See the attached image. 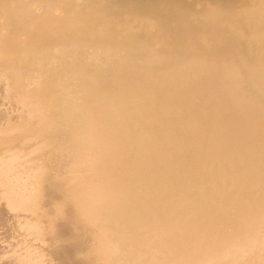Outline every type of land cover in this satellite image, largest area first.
Returning a JSON list of instances; mask_svg holds the SVG:
<instances>
[{
  "label": "bare ground",
  "instance_id": "obj_1",
  "mask_svg": "<svg viewBox=\"0 0 264 264\" xmlns=\"http://www.w3.org/2000/svg\"><path fill=\"white\" fill-rule=\"evenodd\" d=\"M23 1L0 264H264V0Z\"/></svg>",
  "mask_w": 264,
  "mask_h": 264
},
{
  "label": "rangeland",
  "instance_id": "obj_2",
  "mask_svg": "<svg viewBox=\"0 0 264 264\" xmlns=\"http://www.w3.org/2000/svg\"><path fill=\"white\" fill-rule=\"evenodd\" d=\"M24 1H25V0H24ZM24 1H23V2H24ZM26 1H27V0H26ZM18 3H19V0H18ZM28 4H29V3H28ZM157 4H158L157 6H160V3H157ZM18 6H21V5H18ZM32 6H33V5H32ZM36 7L39 8V6H36ZM36 7H35V9H34L35 12H37V11H36V9H37ZM32 9H33V8H32ZM32 9H29V11H32ZM19 10H20V11H19ZM19 10H18V14H16L15 19H19V16H21V17H20V19H21V18L23 17V15L26 13L25 11L22 12L21 9H19ZM39 10H40V9H39ZM160 10H161V8H160ZM34 11H32V12L34 13ZM40 11H41V10H40ZM50 11H51V10H50ZM20 12H22V13H24V14L21 15L22 13H20ZM38 12H39V11H38ZM41 12H42V11H41ZM44 12H45V11H44ZM44 12H43V15H44V16H46V15L48 16V17L46 16V17H44V18H47V19H45V20H48V19L50 18L51 15L49 16V14L44 13ZM19 13H20V14H19ZM39 13H40V12H39ZM39 13H37V14H39ZM48 13H49V12H48ZM51 13H52V12H51ZM51 13H50V14H51ZM40 15H41V14H40ZM185 15L188 16V13H185ZM41 16H42V15H41ZM249 18H250V17H249ZM247 20L249 21V19H247ZM250 20H251V19H250ZM45 22H46V21H45ZM250 23H251V21H250ZM263 23H264V22H261V20H257L256 22L252 23L251 25H249V23L247 22V25L251 27V28H249V30L251 29V31H253V30L255 31V29H256L258 26H260V25H261V26H264ZM20 25H21V24H20ZM78 25H79V26H78ZM75 26H76V25H75ZM77 26L80 27V24L78 23ZM76 29H77V27H76ZM78 29H80V28H78ZM90 29H91V28H90ZM92 29H93V28H92ZM92 29H91V30H92ZM72 31H73V30H72ZM74 31H76V30L74 29ZM74 31H73L72 33H74ZM88 31H89V30H88ZM92 31H93V30H92ZM90 32H91V31H90ZM70 35H73V34H70ZM74 35H75V34H74ZM92 35H93V34H92ZM149 39H151V40L154 39V36H152V37L150 36ZM71 47H72V46H71ZM59 116H60V115H59ZM56 117H57V116H56Z\"/></svg>",
  "mask_w": 264,
  "mask_h": 264
}]
</instances>
